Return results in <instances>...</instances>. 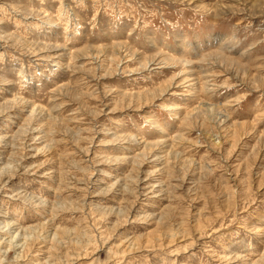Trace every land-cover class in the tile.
<instances>
[{
    "label": "rangeland",
    "instance_id": "rangeland-1",
    "mask_svg": "<svg viewBox=\"0 0 264 264\" xmlns=\"http://www.w3.org/2000/svg\"><path fill=\"white\" fill-rule=\"evenodd\" d=\"M0 264H264V0H0Z\"/></svg>",
    "mask_w": 264,
    "mask_h": 264
},
{
    "label": "bare ground",
    "instance_id": "bare-ground-1",
    "mask_svg": "<svg viewBox=\"0 0 264 264\" xmlns=\"http://www.w3.org/2000/svg\"><path fill=\"white\" fill-rule=\"evenodd\" d=\"M34 113V112H33Z\"/></svg>",
    "mask_w": 264,
    "mask_h": 264
}]
</instances>
